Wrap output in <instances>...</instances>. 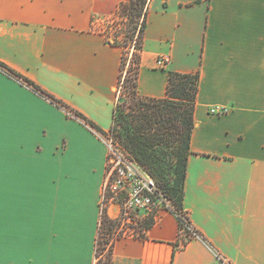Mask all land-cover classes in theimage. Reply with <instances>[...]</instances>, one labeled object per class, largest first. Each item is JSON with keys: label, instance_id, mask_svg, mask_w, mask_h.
<instances>
[{"label": "crops", "instance_id": "crops-1", "mask_svg": "<svg viewBox=\"0 0 264 264\" xmlns=\"http://www.w3.org/2000/svg\"><path fill=\"white\" fill-rule=\"evenodd\" d=\"M126 1L0 0V62L108 132L124 49L99 24ZM147 7L138 94L164 97L169 71L199 74L182 206L200 238L182 245L177 217L159 209L145 239H115L112 264H264V0ZM0 94L4 261L93 264L104 140L1 69Z\"/></svg>", "mask_w": 264, "mask_h": 264}, {"label": "trees", "instance_id": "trees-1", "mask_svg": "<svg viewBox=\"0 0 264 264\" xmlns=\"http://www.w3.org/2000/svg\"><path fill=\"white\" fill-rule=\"evenodd\" d=\"M148 1L128 0L121 3L114 14V16L125 15L130 22L140 19L137 35L139 43L134 45L137 55L133 82L134 90L130 100L133 114L124 113V110L120 109V105L116 103L113 112V123L108 132L117 136L119 144L152 177L156 183L157 191L171 203L174 211L186 214L182 206L184 180L189 154V139L194 127L193 109L198 90L199 74L198 72L180 73L169 71L164 97H144L138 94L136 85ZM113 40L117 43L116 38H113ZM118 45L123 49L127 47L125 44ZM0 69L24 82L32 90L57 107L64 109L68 115L78 119L94 132L102 135L107 134L83 114L47 93L31 80L2 62H0ZM154 222L155 211L142 220V226L137 234H127L124 228L118 229L121 225L120 220L110 218L106 207H104L100 213L95 243V262L93 264H112V250L115 239L125 234L145 239L146 230ZM178 223L180 229L181 221L178 220ZM176 246H178V243Z\"/></svg>", "mask_w": 264, "mask_h": 264}, {"label": "built area", "instance_id": "built-area-1", "mask_svg": "<svg viewBox=\"0 0 264 264\" xmlns=\"http://www.w3.org/2000/svg\"><path fill=\"white\" fill-rule=\"evenodd\" d=\"M166 61V57H159L156 60V66L162 68ZM224 112H226V108L222 107L214 106L209 109L210 114ZM96 134L104 140L107 150L100 209L102 210L109 203L117 204L120 208V218L114 219H119L121 224L126 226L139 222V219H142L145 214L150 215L153 211L156 215L159 209L173 210L177 220H180L182 224L179 229L181 244L192 238H200V234L190 224L186 214L174 211L171 203L157 191L156 183L152 177L113 139L112 134L110 132H107L106 135ZM128 228L130 227L128 226ZM132 229L135 230L133 227ZM216 263L230 264L218 255Z\"/></svg>", "mask_w": 264, "mask_h": 264}, {"label": "rangeland", "instance_id": "rangeland-1", "mask_svg": "<svg viewBox=\"0 0 264 264\" xmlns=\"http://www.w3.org/2000/svg\"><path fill=\"white\" fill-rule=\"evenodd\" d=\"M137 21L130 22L129 18L125 15L111 16L102 21V26L107 35L116 38L118 44H125L127 47L123 50V58L121 63V82L117 91V104L120 105V109L124 110V113L133 114L130 100L133 96V82L135 74V59L137 52L134 50V45L139 43L138 40V23ZM113 139L119 143L117 136L112 134ZM148 215L145 214L139 222L135 224L120 225L119 228H124L128 233L137 234L140 227L142 226V220ZM117 218H120L118 216ZM141 221V222H140ZM128 226L130 228H128ZM135 228L134 229H132ZM134 231V232H133ZM127 233V234H128ZM125 234V235H127ZM104 258V257H103Z\"/></svg>", "mask_w": 264, "mask_h": 264}, {"label": "snow or ice", "instance_id": "snow-or-ice-1", "mask_svg": "<svg viewBox=\"0 0 264 264\" xmlns=\"http://www.w3.org/2000/svg\"><path fill=\"white\" fill-rule=\"evenodd\" d=\"M4 119H5V100L3 95L0 94V134H2ZM0 264H6V262L3 259L2 247H0Z\"/></svg>", "mask_w": 264, "mask_h": 264}]
</instances>
